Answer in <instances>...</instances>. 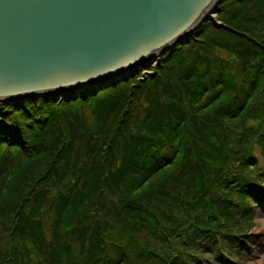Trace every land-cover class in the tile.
I'll use <instances>...</instances> for the list:
<instances>
[{"label": "trees", "instance_id": "16d2710c", "mask_svg": "<svg viewBox=\"0 0 264 264\" xmlns=\"http://www.w3.org/2000/svg\"><path fill=\"white\" fill-rule=\"evenodd\" d=\"M216 11L151 73L0 102V264L264 253V0Z\"/></svg>", "mask_w": 264, "mask_h": 264}, {"label": "water", "instance_id": "95a60500", "mask_svg": "<svg viewBox=\"0 0 264 264\" xmlns=\"http://www.w3.org/2000/svg\"><path fill=\"white\" fill-rule=\"evenodd\" d=\"M214 1L0 0V102L62 98L65 88L146 68L149 55L193 37Z\"/></svg>", "mask_w": 264, "mask_h": 264}, {"label": "bare ground", "instance_id": "6f19581e", "mask_svg": "<svg viewBox=\"0 0 264 264\" xmlns=\"http://www.w3.org/2000/svg\"><path fill=\"white\" fill-rule=\"evenodd\" d=\"M217 1L218 0H215L212 3V5H210L208 7L206 12L202 16V19L203 18H207V17H212V15H213V7H214V5L216 4ZM174 44H176V43H174ZM159 54H160V52H156V53H153V54L149 55L148 57H146L144 59V62L146 64L154 62L156 59H158L157 57L159 56ZM137 69H138V67H132V68L129 67V68L121 69V70H118V71L114 72L113 74H110V75H108V76H106L104 78H101L100 80H96V81H92V82H89V83L81 84V85H78V86H75V87L65 88V89H63V91H66V93L79 92L81 89H91V88H94V87H99V85L107 83L108 80L111 81V80H113L115 78H118L120 76H124L123 74H125V73H128V75H129L131 73H134ZM52 92H56V91H52ZM47 94H56V93H47Z\"/></svg>", "mask_w": 264, "mask_h": 264}, {"label": "rangeland", "instance_id": "374dc122", "mask_svg": "<svg viewBox=\"0 0 264 264\" xmlns=\"http://www.w3.org/2000/svg\"><path fill=\"white\" fill-rule=\"evenodd\" d=\"M223 0H221L218 4H216L214 7L217 8V6L222 2ZM210 20H214L215 22L219 23V20L216 18V12H213V15H212V18ZM206 21V20H205ZM204 22V21H203ZM202 22V23H203ZM201 25V24H200ZM195 32V31H194ZM179 44H182V43H179ZM177 45V44H176ZM175 46V45H174ZM173 47V46H172ZM171 48V47H170ZM160 58V57H159ZM158 62V59H156L154 62H152V64H149L148 67L146 68H142L141 70L140 69H137L132 75H135L139 72H141V75L142 76L143 74H146L148 72L151 73L152 71V67L155 66ZM132 75L128 76V75H124L122 76L121 78L123 79H127L129 77H131ZM120 78H117V79H113L111 80V82H114L113 84L117 83ZM92 90H96V88H91V89H81L80 92H73V93H81L83 91H87V92H91ZM69 93H72V92H69ZM67 93V94H69ZM45 95H48V96H52V95H55V94H44V95H41V96H45ZM63 98V97H62ZM7 104V103H6ZM256 223H257V227L254 228V231H258L259 229L263 228L264 227V207L263 208H260L258 210V213H257V217H256ZM263 257H264V253H260L258 254L254 259H251L248 261L249 264H262L263 263Z\"/></svg>", "mask_w": 264, "mask_h": 264}]
</instances>
